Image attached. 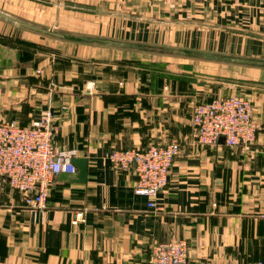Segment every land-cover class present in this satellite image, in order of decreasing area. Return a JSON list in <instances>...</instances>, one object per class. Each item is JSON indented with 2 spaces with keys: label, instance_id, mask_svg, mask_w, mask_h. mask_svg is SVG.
I'll return each instance as SVG.
<instances>
[{
  "label": "crops",
  "instance_id": "0c3cea01",
  "mask_svg": "<svg viewBox=\"0 0 264 264\" xmlns=\"http://www.w3.org/2000/svg\"><path fill=\"white\" fill-rule=\"evenodd\" d=\"M0 11L78 34L264 57V0H0ZM50 40L0 20V118L25 126L56 108V144L88 159V180L54 177L43 213L0 182V264H150L153 246L173 239L187 242L188 264L264 262V86L246 88L260 126L251 150L223 139L202 147L191 112L211 87L205 74L179 91L177 72L148 69L139 52L68 43L76 50L57 54ZM173 142L181 152L151 210L134 171L105 156Z\"/></svg>",
  "mask_w": 264,
  "mask_h": 264
},
{
  "label": "built area",
  "instance_id": "2783aa9c",
  "mask_svg": "<svg viewBox=\"0 0 264 264\" xmlns=\"http://www.w3.org/2000/svg\"><path fill=\"white\" fill-rule=\"evenodd\" d=\"M88 87L93 88V84ZM57 115L56 108L48 107L25 126L0 118V182H7L21 194L24 205L37 213L46 208L54 177L78 173L73 163L78 152L56 144ZM191 120L193 137L202 147L216 146L223 139L231 148L249 151L260 130L253 118L252 102L239 96L198 102ZM180 152V145L173 142L145 149L115 150L107 153L105 159L115 170L132 169L136 175L135 193L149 199V209L158 210V195L168 185ZM188 261V245L182 239L158 243L150 254V264H188Z\"/></svg>",
  "mask_w": 264,
  "mask_h": 264
},
{
  "label": "water",
  "instance_id": "95a60500",
  "mask_svg": "<svg viewBox=\"0 0 264 264\" xmlns=\"http://www.w3.org/2000/svg\"><path fill=\"white\" fill-rule=\"evenodd\" d=\"M0 20L21 29L53 38L67 43L115 48L132 52L143 53L146 56L173 57L191 61L209 62L226 66L264 70V58L248 57L237 54L219 53L206 50H198L180 46L147 45L129 41L114 40L99 36H90L73 32L62 31L57 28L40 26L6 12L0 11ZM73 163L78 169L76 183L85 185L88 180L89 161L86 158H74Z\"/></svg>",
  "mask_w": 264,
  "mask_h": 264
},
{
  "label": "rangeland",
  "instance_id": "374dc122",
  "mask_svg": "<svg viewBox=\"0 0 264 264\" xmlns=\"http://www.w3.org/2000/svg\"><path fill=\"white\" fill-rule=\"evenodd\" d=\"M165 2H171L164 0ZM101 19V18H100ZM103 20V19H102ZM16 32V31H13ZM21 32V31H20ZM74 33V32H73ZM182 32H177L176 36H180L183 38H180V42H187L185 39V36H182ZM23 34V33H19ZM93 36V35H91ZM100 37V36H99ZM161 40H165L160 38ZM67 42H63L60 40H56L51 38L49 41V44L51 45V50L56 52L57 54H62L64 51L63 50H74L77 47H72L68 49V46H70ZM64 44V45H63ZM264 44V43H263ZM62 48L60 50L56 48ZM264 46H259V54L264 56ZM65 48V49H63ZM208 49L211 47H207ZM229 49H232V51H245V48L242 46L238 47H228ZM215 49V48H214ZM76 50V49H75ZM101 54H104L103 56L109 54L112 55V53L107 52V51H100ZM141 57L137 58H144L143 53H139ZM142 54V55H141ZM145 64L148 69H154L156 72L157 70H162L163 72L165 71H170L172 70L173 72L178 73V77L180 78V83H179V91H181L184 87L183 81L185 79L187 81H190V76L191 74H197L202 76L205 74L206 77H209L208 80L211 81V87L208 90L209 92L206 95H198V99L196 102L202 101L205 98H214V97H221V96H239V97H244V98H249L251 99V95H249L248 90L246 88H251V87H261L264 86V83L260 84L254 83L257 79H262L264 80V70H257V69H250V68H243V67H237V66H226V65H220V64H213L209 62H201V61H191V60H185V59H180V58H175L171 62H161L162 60H165L164 58L158 57V56H145ZM264 58V57H261ZM171 60V59H168ZM204 72H209V73H203ZM201 73V74H200ZM185 78V79H183ZM257 84V85H254ZM261 85V86H258ZM185 91V90H183ZM200 93H203L202 91L198 90ZM206 100V99H205ZM193 111V108H192ZM192 113V112H191Z\"/></svg>",
  "mask_w": 264,
  "mask_h": 264
},
{
  "label": "trees",
  "instance_id": "16d2710c",
  "mask_svg": "<svg viewBox=\"0 0 264 264\" xmlns=\"http://www.w3.org/2000/svg\"><path fill=\"white\" fill-rule=\"evenodd\" d=\"M157 72H163L162 70H157Z\"/></svg>",
  "mask_w": 264,
  "mask_h": 264
}]
</instances>
